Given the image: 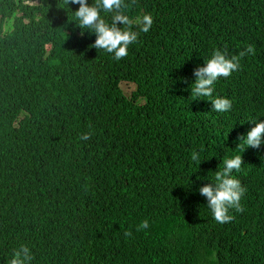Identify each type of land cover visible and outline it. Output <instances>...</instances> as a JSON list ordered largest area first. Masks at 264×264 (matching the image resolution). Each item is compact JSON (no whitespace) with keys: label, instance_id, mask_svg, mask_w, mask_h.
<instances>
[{"label":"trees","instance_id":"1","mask_svg":"<svg viewBox=\"0 0 264 264\" xmlns=\"http://www.w3.org/2000/svg\"><path fill=\"white\" fill-rule=\"evenodd\" d=\"M78 7L0 0V264L21 244L32 264H264V143L233 171L246 192L231 222L199 193L264 119V0H137L133 30L144 13L153 25L119 61L91 47ZM248 44L214 85L231 110L192 99L194 68Z\"/></svg>","mask_w":264,"mask_h":264},{"label":"clouds","instance_id":"2","mask_svg":"<svg viewBox=\"0 0 264 264\" xmlns=\"http://www.w3.org/2000/svg\"><path fill=\"white\" fill-rule=\"evenodd\" d=\"M66 4H75L79 7L74 11L77 25L81 29H87L95 33V40L91 47L103 49L107 53L113 54L117 61L128 55L129 45L138 41L140 33H148L153 25L151 13H144L135 20L139 31L133 30L134 21L127 14L137 0H65ZM111 13V19L106 20L101 13ZM255 55V46L248 44L245 49L238 54L229 56L227 48L221 50L215 49L206 59L203 66H197L193 69L194 81L189 85L192 99L210 98L212 110L216 112H228L232 108V101L223 96H214V85L220 77H229L233 72L240 69V60L246 55ZM184 79V78H182ZM245 135L238 137L243 141L241 148L242 156L235 155L226 158L223 161V168L215 171L214 182L203 184L199 188L201 196L206 198L207 206L210 208L214 220L219 224L231 222L235 217L230 214V209L235 212H243L241 198L246 192L239 179L233 176V171L239 172L241 165L249 154L258 155L257 149L264 143V119L254 121ZM92 133L84 132L80 134L79 139L88 141ZM240 145V144H239ZM238 145V146H239ZM191 159L200 163L199 153L193 151ZM149 228V221L142 220L137 225L136 230H146ZM125 237L132 235L131 231L125 230ZM33 253L26 244L12 250L8 264H32Z\"/></svg>","mask_w":264,"mask_h":264},{"label":"rangeland","instance_id":"3","mask_svg":"<svg viewBox=\"0 0 264 264\" xmlns=\"http://www.w3.org/2000/svg\"><path fill=\"white\" fill-rule=\"evenodd\" d=\"M121 87H122V89L124 90V91H126V89L128 90V88H130L131 87V83H129V82H125V81H121Z\"/></svg>","mask_w":264,"mask_h":264}]
</instances>
